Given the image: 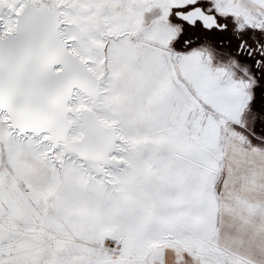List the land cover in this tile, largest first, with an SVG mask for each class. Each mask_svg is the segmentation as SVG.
Masks as SVG:
<instances>
[{
    "label": "snow or ice",
    "instance_id": "obj_1",
    "mask_svg": "<svg viewBox=\"0 0 264 264\" xmlns=\"http://www.w3.org/2000/svg\"><path fill=\"white\" fill-rule=\"evenodd\" d=\"M0 264H264V0H0Z\"/></svg>",
    "mask_w": 264,
    "mask_h": 264
}]
</instances>
